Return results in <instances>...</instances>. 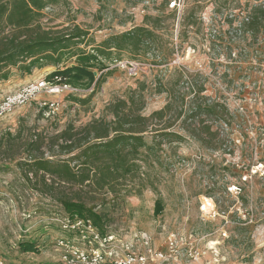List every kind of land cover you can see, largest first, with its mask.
<instances>
[{"label": "rangeland", "instance_id": "374dc122", "mask_svg": "<svg viewBox=\"0 0 264 264\" xmlns=\"http://www.w3.org/2000/svg\"><path fill=\"white\" fill-rule=\"evenodd\" d=\"M248 1L184 0L171 10L173 0H63L41 12L42 30L85 33L74 47L85 52L148 22L161 26L154 45L169 42L172 53L154 65L149 55L112 51L101 58L104 82L94 92L93 86L43 92L0 122L5 264H66L63 256L86 264L78 256H87L90 245L62 228L60 197L82 200L100 214L113 238L109 246L145 264H264V34L238 40ZM73 63L65 56L57 67L34 69L27 83L47 82ZM12 76L19 81L18 72ZM9 86L1 87L0 99ZM131 98L144 104L145 146L128 153L127 171L102 178L82 150L106 140L93 137L116 127L113 113L127 110L113 107ZM169 101L171 110L154 117ZM205 102L219 105V114L189 113ZM209 132L219 144H211ZM46 162L68 163L77 181L41 169ZM24 242L36 252L21 251Z\"/></svg>", "mask_w": 264, "mask_h": 264}, {"label": "trees", "instance_id": "16d2710c", "mask_svg": "<svg viewBox=\"0 0 264 264\" xmlns=\"http://www.w3.org/2000/svg\"><path fill=\"white\" fill-rule=\"evenodd\" d=\"M61 1L63 0H0V84L6 82L13 72H18L20 77L28 76L34 69H40L46 65L57 67L64 57L68 56L74 58L73 65L62 69L57 68L47 76V81L56 80L58 84L69 85L75 89H88L93 86L94 92L95 88L104 82L105 75L102 71L105 65L101 58H109L112 51L115 53L128 52L137 57L149 55L154 65L169 61V55L172 53L169 46L171 44L168 42L164 47L162 44L155 46V39L158 38L155 33L161 26L159 24L149 25L148 22H145L144 26L109 36L89 52L74 48L78 45L77 41L86 36L85 33L75 28L68 35H60L42 30L38 23L44 9ZM173 2L172 7L169 2L168 9L177 10L176 3H183L184 0H173ZM243 5L240 11L244 12L245 21L239 25L238 40L247 37L248 33H250L249 36L264 34V0H249ZM247 7L250 9L247 10ZM157 21L160 22V20ZM95 71L100 73L99 78H95ZM120 103V106H114L113 109L127 111L122 117L116 112L113 113L118 122L110 132L115 135L108 139L109 131L97 134L93 139L106 140L88 144L82 150V158L90 164V167H99L98 175L102 178H108L114 172L127 171L128 153L137 152L139 148L145 146L142 135L145 132V120L139 115L144 104L141 100L137 101L134 98ZM216 106L219 105L208 104V102L192 104L189 113L198 114L203 111L208 115H217L219 113L215 110ZM171 107L172 102L169 101L160 111L153 113V116L161 117L166 111L171 110ZM133 110L138 113H133ZM210 135L212 145L220 143L221 139L217 134L212 132ZM65 142L71 145L74 140L68 138ZM259 161L264 162V157ZM41 169L52 171L53 175L63 182H75L78 179L68 163L46 162L42 164ZM87 180L88 177H85L80 182ZM58 203L69 223L75 219L89 221L101 235L107 234L104 230L102 216L86 206L82 200L60 197ZM161 210L160 203L157 202L154 214L158 215ZM20 250L36 252L32 242L21 243Z\"/></svg>", "mask_w": 264, "mask_h": 264}, {"label": "built area", "instance_id": "2783aa9c", "mask_svg": "<svg viewBox=\"0 0 264 264\" xmlns=\"http://www.w3.org/2000/svg\"><path fill=\"white\" fill-rule=\"evenodd\" d=\"M173 4L174 2L170 4V7H172ZM176 6L178 7L179 5L176 4ZM57 85V81L45 82L40 79L23 84L22 86L5 93L0 99V122L15 108L24 106L40 93L58 94L63 91L72 92L76 90L69 85ZM62 228L64 231L80 236L82 240H85L86 243L90 245L87 256H85V254L78 256L81 262L86 264H133L136 261L137 264H145V258L141 256L138 258H132L130 255H125L114 250L108 244L109 241H113L112 235H101L89 221L75 219L69 223L65 219ZM63 261L66 264H74V261L68 259L66 256H63ZM0 264H5L1 258Z\"/></svg>", "mask_w": 264, "mask_h": 264}, {"label": "crops", "instance_id": "0c3cea01", "mask_svg": "<svg viewBox=\"0 0 264 264\" xmlns=\"http://www.w3.org/2000/svg\"><path fill=\"white\" fill-rule=\"evenodd\" d=\"M30 80H28L27 78H26V76H24V77H19V81L17 80V77L15 76V77H13V76H11L10 78H9V80H7V82L5 83V84H0V89H1V87L2 86H5L6 84H8V83H10L12 86H9L8 87V90L5 92V93H7V92H9V91H12V90H14L15 88H17L18 86H20V85H22V84H26L27 82H29ZM15 84V85H14Z\"/></svg>", "mask_w": 264, "mask_h": 264}]
</instances>
